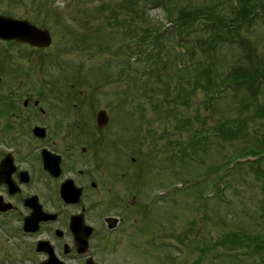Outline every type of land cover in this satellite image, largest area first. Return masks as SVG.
Returning <instances> with one entry per match:
<instances>
[{"label": "rangeland", "instance_id": "rangeland-1", "mask_svg": "<svg viewBox=\"0 0 264 264\" xmlns=\"http://www.w3.org/2000/svg\"><path fill=\"white\" fill-rule=\"evenodd\" d=\"M157 1L0 0V14L51 36L42 48L0 40V149L19 129L12 100L19 106L38 97L45 109L66 91L85 115L72 122L103 129L93 143L108 183L96 179L103 203L87 217L95 226L102 213L120 218L116 230L93 241L97 264H264V246L232 255L240 232L250 242L264 234V158L255 157L264 154V83L252 86L264 75L236 73L245 66L264 74V0H244L261 23L248 18L237 31L221 25L219 68L190 63V47L171 36V20L182 16L177 4L195 10L210 0H167L166 9ZM209 66L235 69L228 75L237 77V91L213 104L218 87L201 85L200 68ZM37 238L23 235L16 215H0V264H39Z\"/></svg>", "mask_w": 264, "mask_h": 264}, {"label": "flooded vegetation", "instance_id": "flooded-vegetation-1", "mask_svg": "<svg viewBox=\"0 0 264 264\" xmlns=\"http://www.w3.org/2000/svg\"><path fill=\"white\" fill-rule=\"evenodd\" d=\"M72 101L74 97L66 91L53 102L45 101L47 109L40 106L38 97L33 100L30 96L23 97L19 106L12 100L17 110L12 121L15 123L16 118L19 129L0 149V164L4 168L0 169V215H16L23 235L38 237L35 252L43 257L42 261L97 264L93 241L116 230L120 218L102 213L95 226L87 217L103 203V198L97 195L96 179L100 184L108 183L101 162L96 160L93 143L96 139L101 142L103 136L96 132L103 129L96 125L93 131L90 123L79 126L72 122L85 118ZM103 115L107 124L108 117ZM33 118H37L36 123ZM53 133L65 136L56 138ZM79 141L83 143L80 145ZM7 178L9 183L2 181ZM25 223L30 231L24 229Z\"/></svg>", "mask_w": 264, "mask_h": 264}, {"label": "trees", "instance_id": "trees-1", "mask_svg": "<svg viewBox=\"0 0 264 264\" xmlns=\"http://www.w3.org/2000/svg\"><path fill=\"white\" fill-rule=\"evenodd\" d=\"M206 1H208V0H206ZM216 1H218L220 4H218L217 2H214L213 0H210V2L208 3L210 6H207L206 4H204L200 7L195 6L196 7L195 10H192L189 8L182 9L177 4V2H175V4H177L176 9L182 11L181 12L182 16H181V20L180 19H175L174 21L171 20L170 25L174 28V32L171 34V36H174V38L177 39L178 42L183 41V45L190 47V49L192 50V55H190L192 59L189 62L191 63V61H192V64L194 63V61H195V63L199 62V61L200 62L205 61V62H213V63H215V65H217V67H218V65L219 66L222 65V64L216 63V62H221L220 56L217 53L218 50H221V48L218 46L221 43V41L214 44L215 40H219V37L221 36L219 33L221 32V29H222L221 25L222 24L226 25L227 28H229V27L235 28V31H237V26H242L241 24L243 22H247L250 19H253L255 22L261 21V19H259L257 16L255 18H250V17H252V15H251V13H249V11H252L254 9L248 5H245L244 0H216ZM157 2L163 3V7H165L163 9H166L167 0H158ZM222 4H223V6H225V4H227L226 5L227 8H223ZM219 6H221L222 8H220ZM208 8H212L215 11L210 12V13L206 12L208 10ZM217 8H218V10H217ZM221 14H225V16L223 17ZM202 16H207L208 18L204 19V18H202ZM182 17H184V18H182ZM248 18H250V19H248ZM200 40L206 41L208 46H206ZM194 43H197L198 46L193 45ZM242 43H244V42H242ZM231 45L235 46V42H233ZM244 45L245 44H243V46ZM197 47H199L200 49ZM189 54H190V52H189ZM219 54H220V52H219ZM187 67L188 66L185 65V68H187ZM200 69H204L202 75H204L203 78H205V81H203L204 83H202L201 85L206 86L208 88V90L211 87H213V88L218 87V93L215 94V97L210 96L211 97L210 102L212 104L216 100H220L219 99L220 94H222L223 92L225 93L228 89H235L236 90L234 82L236 81L237 77L231 78L228 75L229 72L234 71L235 69L228 71V72H225L223 70L217 71V69H214L212 66L204 67V68H200ZM239 70H240V72H236V73L242 74V76H244V77H246V75L248 76L250 73H254L259 77L264 75L261 72H257L254 67L248 68V67L243 66V68L239 69ZM262 77L257 78V79L252 78L253 80H256V82L254 81L255 84L252 86H254V87L258 86V87L263 88L262 85H263L264 81H262V79H261ZM228 78H230L231 81L228 80ZM250 82L251 81H249L248 78H244V79H242V82H240V85L244 86L243 92L245 94H247L248 96H249V92H250V91L248 92V90H250V88H249ZM197 83H198V85H200V83L198 81H197ZM245 84H248V86L246 88H245ZM209 92H211V89L209 90ZM237 94L240 96L239 100H237V103L243 104L246 101V97H244L241 92H238ZM219 125H221V124H219ZM227 125L226 124L222 125V126H224L222 128H226ZM227 128H233V126L229 125ZM220 132L221 131H219V134H220ZM251 155L255 156L254 154H251ZM255 157H256V159H259L262 157L264 158V154L263 155L262 154L256 155ZM238 164L239 163H237L236 165H238ZM239 165H243V164H239ZM260 179L263 180L262 182H260V185L264 186V177L262 176ZM257 236L259 237L257 239V241H259V242H250L249 238H251L252 235L249 232H246L244 235H243V232H240L236 236V239H237L236 245H239L240 247H238L237 250L234 251L235 252L234 254L232 253V255H234L233 257L237 256L238 254H241L242 252L243 253L248 252L246 254L256 253V252H254L255 248H259L261 246H264V234L263 235H257ZM236 245H233V246H236ZM240 249H241V251H240L241 253H237ZM247 249H250V250H247ZM230 251L231 250L224 249L223 253L227 254V253H230ZM222 257L223 258H230L229 255H219V258H222Z\"/></svg>", "mask_w": 264, "mask_h": 264}, {"label": "water", "instance_id": "water-1", "mask_svg": "<svg viewBox=\"0 0 264 264\" xmlns=\"http://www.w3.org/2000/svg\"><path fill=\"white\" fill-rule=\"evenodd\" d=\"M0 38L4 40H17L21 42H26L32 46L44 47L48 46L51 42V36L47 29L39 28L27 20L15 19L10 16L0 14ZM99 115L104 118L103 112L101 111ZM100 117L98 121L100 123ZM10 166L11 163L9 164ZM0 169L4 170L3 165L0 164ZM13 167L7 172L8 174L12 171ZM2 172V171H0ZM3 182L9 183V179L2 180ZM7 209V208H5ZM28 228H27V226ZM24 224V229L30 231L29 225ZM37 225L34 229H36ZM39 264H52L51 260L42 261Z\"/></svg>", "mask_w": 264, "mask_h": 264}]
</instances>
